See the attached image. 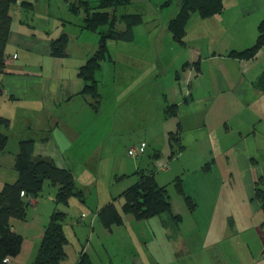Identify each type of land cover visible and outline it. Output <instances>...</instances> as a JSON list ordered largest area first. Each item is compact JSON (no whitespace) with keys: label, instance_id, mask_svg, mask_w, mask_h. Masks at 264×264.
<instances>
[{"label":"rangeland","instance_id":"374dc122","mask_svg":"<svg viewBox=\"0 0 264 264\" xmlns=\"http://www.w3.org/2000/svg\"><path fill=\"white\" fill-rule=\"evenodd\" d=\"M28 1L33 7L35 4V8L27 7L24 22L33 25L32 18H35L40 29L50 26L58 34L54 38L61 33L56 27L57 24L62 25L58 17L65 19L67 30H72L77 36L72 37L70 48H67L70 59H74L82 47L85 53L89 52V56L96 51L100 34L82 30L83 10L73 13L65 0ZM90 1L96 3L98 0ZM176 3V0H132L117 10L119 16L139 13L142 22L135 27L134 41L108 40L112 59L104 60L96 74L101 93V104L96 112L100 123L88 127L84 138L89 147H93L94 142L100 144L99 149L95 152L78 149L75 155L65 157L76 171L80 182L78 185L84 191V200L72 196L69 205L63 206L67 212L65 231L69 238L68 256L63 264L77 261L82 249L88 251L95 264H216L210 251L214 249V252L219 247L224 250L227 264H264V240L256 224L259 218L257 215H245L250 201L239 185L244 173L240 164L237 167L238 155L220 153L215 156L211 148L201 150L205 140L202 144L184 149L171 137L168 128L170 122H167L170 120L163 110V94L176 76L173 66L190 55L194 48L203 50L201 40L194 42L192 39V42L187 40V45L180 44L166 27ZM234 4V0H229L227 7L231 9ZM256 13L250 24L260 18L261 13ZM194 17L202 19L199 15L193 16L192 22ZM117 26L125 29L122 21ZM223 34L216 35L218 40L214 50L217 54L224 53L226 44L233 39V35H228L226 41L222 42ZM70 62H64L68 70ZM181 66L179 64L177 68L181 70ZM137 70H147L148 73L140 77ZM166 70H170L171 74L168 75ZM202 85L208 84L202 81ZM88 99L89 104L94 103L92 98ZM217 118L208 119V123L213 126L212 133L219 139L220 148L241 146L243 149L252 145L253 148H260L259 153L254 152L257 161L253 166L264 170V119ZM159 127L165 131L157 132ZM177 130L175 128L173 132ZM38 131L32 125V119H25L20 113L10 119L9 128L4 129L9 142L6 150L0 151L1 177L11 175L19 141L41 138ZM151 131H155L154 135ZM56 140H59V132ZM131 147L138 150V158L128 154ZM162 162L167 163L168 169L162 170ZM85 165L89 166L88 169L83 167ZM139 169L154 170L158 182L166 185L172 212L181 217L177 227L181 233L179 239L169 227L165 229L161 226L157 220L159 218L137 220L132 214L122 211L124 200L119 195L137 181L136 171ZM178 178L184 194L177 188ZM56 190L57 186L46 181L36 198L40 205H30L25 220L12 219L16 229L27 238L33 239L38 231L34 224L44 228L48 224L55 205ZM117 197L115 203L123 214V224L106 227L98 219L93 221L95 211ZM186 198H191L196 204L195 210L189 209ZM212 215L215 216L214 221ZM82 216L85 217L84 221L81 220ZM184 244L191 253L183 257L180 251Z\"/></svg>","mask_w":264,"mask_h":264},{"label":"crops","instance_id":"0c3cea01","mask_svg":"<svg viewBox=\"0 0 264 264\" xmlns=\"http://www.w3.org/2000/svg\"><path fill=\"white\" fill-rule=\"evenodd\" d=\"M23 1L28 0H19L10 10L12 24L6 46V70L0 74V115L14 119L20 113L25 119H32V125L34 124L35 129L41 133L39 139L32 137L35 141L34 153L50 157L58 165L68 167L74 173L75 181L80 188L76 171L67 163L65 157L75 155L78 149L82 151L91 149L95 152L100 146L94 142V146L89 147V143L84 138L88 127L100 123L99 114L92 110L93 107L91 103L89 104L88 97L82 94L84 81L78 76L80 66L90 57L89 52L85 53L82 47V51H77L74 59L68 57L70 54L62 58L53 57L50 45L54 36L58 34H55L52 28H49L50 26L40 29L35 18H32L33 25L24 22L27 7L34 9L35 4L34 7L33 5L26 6L22 4ZM228 2L229 0H225L226 8L220 15L200 20L197 19L199 17H194L193 23V16H198L193 14L188 23L185 44L187 45V40L191 42L192 39L194 42L201 40L203 50L194 48L190 55L179 60V64L182 65L181 70L177 68L179 64L173 66L176 69V76L163 94V98L165 97L163 110L167 105H178L177 115L167 117L170 120L167 122H170L168 127L170 132H173L175 128L178 129L180 124V140L184 149L190 145L202 144L205 140V145L201 150L211 148L212 153L216 154L215 156L220 153H222L220 155H229V153L238 155L237 167L239 168L240 164L242 173H244L239 185L242 186L246 192V198H249L250 201L246 208L247 214H244L246 216L257 215L259 218L258 222L256 220L257 230L264 240V228L260 225L264 222V210L261 208L260 202L254 199L256 182L264 176L263 169L253 166L257 161L254 152L259 153L261 149L253 148L252 145L251 147L244 146V150L241 146H229L222 150L219 139L212 133V124L208 123V119L217 117L220 119L221 116L226 119H264V92L256 84L264 72V46L252 59H239L229 55L232 50H243L256 42L258 25L264 20V15H262L264 0H234L235 4L231 9L227 7ZM177 11L178 3L169 15L166 22L167 28L169 20L177 14ZM255 12H257L256 14L261 13V16L250 24ZM59 19L62 20V25H56L58 31L61 33L66 31L70 41L72 37H77L71 32L72 30H67L65 19L58 17ZM82 30L85 29L82 28ZM222 32L224 33L222 42L226 41L228 35H233V39L226 44L224 53L217 54L214 50V45L218 40L216 35L221 36ZM235 36L236 38H234ZM78 38H76L77 41ZM204 39L207 43H204ZM67 60L71 61L68 65L69 70L64 64ZM197 61L200 62L199 71L194 66ZM186 63L189 66L184 69L183 66ZM166 71L168 75L171 74L170 70ZM147 73V70H137V75L140 77L146 76ZM202 81L208 85L203 86ZM148 98L149 95L146 99L148 100ZM234 107L237 108L234 110ZM228 115H230L229 118ZM197 119L203 120L196 121ZM158 131L163 133L165 130L159 127ZM57 132H59V140H56ZM154 133L155 131H151L152 135ZM89 153L87 152V154ZM13 163L14 160L12 166ZM162 163L164 164L162 170L168 169L167 163ZM83 167L88 169L89 166ZM1 175L0 170V188L6 182L15 181L18 173L13 169L11 175L6 177H1ZM36 204L38 206L40 202L37 201ZM54 207L55 205L52 212ZM98 209L94 213L93 221L99 220ZM156 218H159L157 220L162 227L165 229L169 227L176 238L181 237L180 229L177 228L179 226L172 220L169 213H163ZM211 218L212 221L215 220L214 215ZM84 219L85 217L82 216L81 220L84 221ZM13 226L17 232L24 236V242L20 254L9 261L11 264H31L36 257L45 228L37 223L34 224L38 231L34 234L33 239H29L16 229L14 223ZM176 250L179 249L176 248ZM213 250L209 251L212 253L211 257L215 260L214 262L227 264L224 250L220 247L212 252ZM180 253L184 257L186 254H190L191 250L184 244ZM78 260L79 258L71 264H77Z\"/></svg>","mask_w":264,"mask_h":264},{"label":"trees","instance_id":"16d2710c","mask_svg":"<svg viewBox=\"0 0 264 264\" xmlns=\"http://www.w3.org/2000/svg\"><path fill=\"white\" fill-rule=\"evenodd\" d=\"M19 0H0V74L6 70V46L12 24L11 7ZM73 13L84 11V20L81 24L85 30L98 32L100 39L96 51L80 66L78 76L84 81L82 94L92 98L93 109L98 112L101 104V93L97 72L102 67V62L112 59L109 53L108 40H121L131 42L134 39V26L142 22L141 14L126 13L117 14L119 7L128 5L132 0H98L96 3L90 0H65ZM178 3L177 14L168 22V29L174 40L185 44L187 27L193 14L201 18H210L220 15L225 10V0H176ZM24 5H32L29 1H23ZM125 24V29L118 28V22ZM70 41L69 34L62 32L51 41V54L53 57H66L67 47ZM264 46V20L258 26L256 42L243 50H232L229 55L239 59H252ZM188 63L183 68H187ZM197 71L200 70V62L194 63ZM257 86L264 92V72L257 81ZM178 113V105L170 104L164 109L166 117H174ZM10 119L0 115V151H5L9 137L4 129L9 128ZM181 126L176 132H171V137L181 144ZM35 141L32 138L21 139L18 151L14 157L12 168L18 173L13 182H6L0 188V264H11L10 259L18 256L22 251L24 236L14 229L12 219L25 220L28 208L35 203L30 202V197L37 198L43 190L44 183L57 186L54 198L55 207L45 226L43 236L34 261L31 264H62L67 258V245L69 238L65 231L67 212L63 206H68L70 198L77 196L84 200L83 189L77 186L74 173L65 166L58 165L54 159L36 155L34 153ZM134 148V147H131ZM130 148V149H131ZM128 150V154L129 151ZM136 149V148H135ZM137 150V149H136ZM131 157L138 158L139 152ZM137 181L126 188L119 195L123 198L122 211L132 214L137 220L154 218L163 213H169L172 220L178 225L181 217L173 214L172 204L166 185H161L154 170L139 169L136 171ZM177 188L184 194L180 178L177 179ZM24 192V195L22 193ZM114 198L112 201L100 207L97 217L100 222L110 227L123 224V214L117 207ZM254 199L258 200L264 210V176L256 182ZM189 209L195 210L196 204L191 198H186ZM264 228V222L262 224ZM77 264H95L92 257L85 249L80 252Z\"/></svg>","mask_w":264,"mask_h":264},{"label":"built area","instance_id":"2783aa9c","mask_svg":"<svg viewBox=\"0 0 264 264\" xmlns=\"http://www.w3.org/2000/svg\"><path fill=\"white\" fill-rule=\"evenodd\" d=\"M129 154H131V155H136L137 154V150L135 149V148H131L130 149V151H129ZM164 167V166H163ZM162 167V168H163ZM22 195H24V192L22 193ZM30 202L31 203H35L36 202V199L35 198H33V197H30Z\"/></svg>","mask_w":264,"mask_h":264}]
</instances>
